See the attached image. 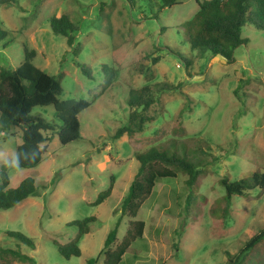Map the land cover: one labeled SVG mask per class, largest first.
Returning a JSON list of instances; mask_svg holds the SVG:
<instances>
[{
  "label": "rangeland",
  "instance_id": "rangeland-1",
  "mask_svg": "<svg viewBox=\"0 0 264 264\" xmlns=\"http://www.w3.org/2000/svg\"><path fill=\"white\" fill-rule=\"evenodd\" d=\"M197 1L204 0H178L156 13L140 0L133 5L129 0H0V30L6 33L0 40V67L15 69L24 62V50H34L33 65L60 82L58 99L90 103L78 115V141L61 145L55 133H42L44 153L33 169L13 162L21 129L0 130V168L7 165L8 188L32 178L37 189V196L0 211V248L18 250L34 264L90 259L102 264L104 240L137 172L134 155L170 140L193 148L201 144L208 162L217 160L202 167L191 207L186 176L157 180L136 217L119 225L117 244L129 221L145 224L142 238L132 242L120 264H228L226 252L235 254L264 229V191L258 188L246 197L234 196L225 220L219 216L222 178L234 182L264 172V31L244 26L246 43L234 50L232 63L200 55L190 49L184 31L198 11ZM62 15L78 28L71 47L50 28V19ZM140 66L151 75L149 81ZM164 83L181 85L158 93L159 104L150 109L156 119L135 138L114 140L115 131L127 123L129 91ZM30 115L60 126L52 105L33 107ZM176 147L183 151L181 144ZM110 186V196L93 205ZM90 217L96 220L79 240L80 256L64 258L57 247L73 242L76 222ZM7 232L23 234L33 248ZM242 264H264V240Z\"/></svg>",
  "mask_w": 264,
  "mask_h": 264
},
{
  "label": "trees",
  "instance_id": "trees-1",
  "mask_svg": "<svg viewBox=\"0 0 264 264\" xmlns=\"http://www.w3.org/2000/svg\"><path fill=\"white\" fill-rule=\"evenodd\" d=\"M5 1L1 0V2ZM138 1L129 0L132 5ZM140 1L154 7L156 13H159L177 4L178 0ZM197 5L198 11L192 20L185 24L184 31L188 37L190 49L200 55L208 53L213 57L220 56L228 63H232L234 50L246 43V40L241 38L242 28L250 25L257 31H264V0H204L203 2L197 1ZM49 22L52 32L64 37L67 45L71 47L74 43V33L78 28L65 15L53 17ZM5 36L6 33L0 30V40ZM24 51V62L20 66L15 69L0 67V130L6 131L11 127L21 129V144L15 149L13 162L20 169H33L40 164L44 153L41 145L45 142V138L42 133L47 131L55 133L61 145L78 141L80 139L78 115L87 109L90 103L83 99H58L61 93L59 80L33 65L36 55L34 50L25 49ZM158 61V57L152 59L154 64ZM139 68L145 80L149 81L151 75L143 70V66ZM180 85L164 83L158 87H151L146 84L140 89L130 90L127 99V123L115 131L113 139H120L124 135L128 138H135L141 134L146 125L156 119L150 114V109L159 104L158 93L177 90ZM49 105L54 108L55 116L60 122L59 127L48 123L40 116L30 115L33 107ZM184 111L185 106L179 112L180 118ZM177 130L185 132L180 125L177 126ZM177 130L175 128L173 133L175 134ZM170 141L172 142L170 145L154 146L134 155L138 163L137 172L121 200L119 216L104 240L102 264H120L132 242L142 238L145 229L144 222L131 220L123 239L118 244L116 243L117 231L122 220L136 217L142 203L151 195L157 180L175 178L178 173L183 174L186 176L185 185L191 190L186 197L187 206L191 207L195 203V187L199 177L204 173L202 167L207 163H214L217 159L208 162L206 154L201 149V144L193 148L185 141ZM179 144L183 148L182 152L176 147ZM219 184L225 190L219 209V216L223 221L228 215L234 196L246 197L248 192L255 188L264 191V172H255L247 178L234 182H229L224 177ZM8 185L7 165L3 164L0 168V211L12 209L25 199L37 196L35 181L32 178L21 180L15 188H8ZM110 193L111 186L99 194L93 205L101 204L110 196ZM95 220L94 217H90L77 221L76 225L79 227L77 238L67 245L58 246L59 254L66 259L80 256L79 240L88 233L89 225ZM7 235L33 248L32 242L23 234L7 232ZM263 240L264 229L253 235L235 254L231 255L226 252L228 264H242L248 252ZM10 260L34 264L32 258L18 250L0 248V263ZM96 263V259L86 262V264Z\"/></svg>",
  "mask_w": 264,
  "mask_h": 264
}]
</instances>
